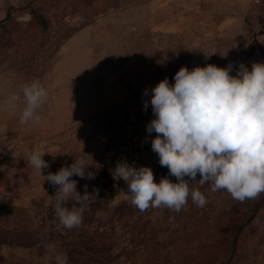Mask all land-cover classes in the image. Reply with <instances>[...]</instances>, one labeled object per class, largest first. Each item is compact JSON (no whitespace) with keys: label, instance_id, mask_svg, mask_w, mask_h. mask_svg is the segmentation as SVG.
<instances>
[{"label":"rangeland","instance_id":"obj_1","mask_svg":"<svg viewBox=\"0 0 264 264\" xmlns=\"http://www.w3.org/2000/svg\"><path fill=\"white\" fill-rule=\"evenodd\" d=\"M151 1L24 0L0 19V264H55L56 254L66 255L68 264H264V193L239 202L225 190L201 186L198 174L188 182L190 194L180 211L141 212L126 182L113 179L116 152L129 165L150 167L156 183L168 176L151 149L156 133L146 131L154 118L150 103L143 110L151 93L143 92L165 77L174 83L181 67L208 65L194 63L191 46L202 28L191 17L165 36L158 23L178 12L246 11L232 29V43L218 25L214 45L220 48L206 57L218 67L231 64L230 75L240 64L250 70L253 62H264V0ZM153 8L155 24L149 25ZM137 11L138 30L128 22L117 27L116 21ZM33 81L47 98L37 109L40 123L22 125L20 89ZM14 92L21 100L5 110ZM35 146L49 165L41 174L27 163ZM75 159L95 178H70L78 193L89 196L81 225L68 229L55 213L57 188L44 176ZM194 189L206 197L204 207L193 202ZM63 206L81 207L73 198Z\"/></svg>","mask_w":264,"mask_h":264},{"label":"clouds","instance_id":"obj_2","mask_svg":"<svg viewBox=\"0 0 264 264\" xmlns=\"http://www.w3.org/2000/svg\"><path fill=\"white\" fill-rule=\"evenodd\" d=\"M231 71V64L181 67L174 83L165 77L144 90V96L149 92L151 96L143 102V110L150 103L154 115L146 125L149 134L156 133L151 149L176 182L165 176L156 183L150 167L117 163L111 170L113 179L126 182L127 195L139 211L149 207L180 211L190 194L188 182L197 180L198 174L201 186L209 184L213 193L225 190L239 202L264 193V62H253L250 70L240 64L235 75ZM20 91L24 108L19 123H40L37 109L47 91L38 81L22 85ZM20 100L19 94L12 93L4 101L5 110H14ZM44 154L35 146L27 160L40 174L49 166ZM86 169L82 160L75 159L70 166L44 176L57 188L55 213L68 229L81 225L89 196L87 191L78 193L77 181L70 178L94 179L95 173L86 174ZM191 197L198 207L207 203L199 190H191ZM69 198L81 207H64ZM55 264H68L67 256L56 254Z\"/></svg>","mask_w":264,"mask_h":264},{"label":"crops","instance_id":"obj_3","mask_svg":"<svg viewBox=\"0 0 264 264\" xmlns=\"http://www.w3.org/2000/svg\"><path fill=\"white\" fill-rule=\"evenodd\" d=\"M24 0H0V19L4 18L10 10L13 9V7H17L20 5V3ZM200 2L203 1H210V2H232V3H238V2H248V4L252 5L250 0H199ZM152 5L154 6V0L151 1ZM213 6V5H212ZM249 6V5H248ZM231 6L229 5V8ZM237 11L236 10H226L220 11V10H206L205 12L202 10L200 12H195V14L191 15H185L179 13H175L171 18L165 19L164 21L157 24L158 28L157 30L161 31V34H166L167 31L173 30V29H182V24H185V20L189 17H191L193 20V23L195 22L196 25L200 26L201 33L197 32V40L194 45L191 46V52L193 53V59L194 63L196 64H210L212 57H206L207 55L211 56L212 51H217L220 47H215L214 44L216 42H219V36L217 34L220 33L219 29L217 28L218 25L221 24L222 26V34L226 35L225 42L229 44L228 42H231L233 37L232 29L234 28L236 24V20L240 18H246L248 15V12L246 11ZM138 11L136 13H129L127 14L123 19L124 21H116L117 27H123L124 24L127 22L131 24L132 28L134 30H138L139 26V15ZM155 9L148 10L147 17H148V24L154 25L155 24ZM185 19V20H184ZM129 20V21H128ZM124 22V23H123ZM120 23V24H118ZM243 23V22H242ZM247 23V22H245ZM195 25V26H196ZM217 28L216 30H214ZM249 26H246L245 29H248ZM155 30V29H154ZM154 33L159 34L158 31H155ZM200 33V34H199ZM230 38V41H229ZM167 42V40H164ZM232 43V42H231ZM165 48V46H163ZM187 47H180V49H185ZM226 48V46H224ZM203 51V52H202ZM201 52V53H200Z\"/></svg>","mask_w":264,"mask_h":264},{"label":"built area","instance_id":"obj_4","mask_svg":"<svg viewBox=\"0 0 264 264\" xmlns=\"http://www.w3.org/2000/svg\"><path fill=\"white\" fill-rule=\"evenodd\" d=\"M124 159H125V155H123L122 153H117V152L114 153L112 156V169L117 165V163H119L121 161L124 162Z\"/></svg>","mask_w":264,"mask_h":264}]
</instances>
